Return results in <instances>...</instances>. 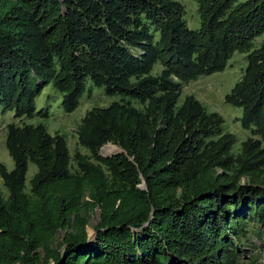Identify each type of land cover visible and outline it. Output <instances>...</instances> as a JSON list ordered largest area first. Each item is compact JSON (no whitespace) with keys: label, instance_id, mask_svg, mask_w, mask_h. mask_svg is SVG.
<instances>
[{"label":"trees","instance_id":"1","mask_svg":"<svg viewBox=\"0 0 264 264\" xmlns=\"http://www.w3.org/2000/svg\"><path fill=\"white\" fill-rule=\"evenodd\" d=\"M194 1L198 31L177 0H0V110L19 121L14 169L0 162V264H264V0ZM235 53L248 64L225 100L251 133L239 154L222 115L194 96L179 106L184 83ZM88 80L120 100L87 112L88 154L72 155L25 120L49 118L36 105L49 85L75 112ZM109 144L123 154L103 158Z\"/></svg>","mask_w":264,"mask_h":264},{"label":"rangeland","instance_id":"2","mask_svg":"<svg viewBox=\"0 0 264 264\" xmlns=\"http://www.w3.org/2000/svg\"><path fill=\"white\" fill-rule=\"evenodd\" d=\"M177 1L184 5L186 9L185 20L189 29L193 31L200 30L201 20L197 2L194 0ZM263 42L264 36L258 38L255 44L259 47ZM247 64L248 61L246 54L235 53L229 60L224 72L215 73L211 76H202L196 81L184 83L182 85V95L179 100L180 106L183 104L186 96H194L206 107L208 112H216L222 115L225 120V129L235 134L237 137V142L232 150L234 154L241 153L242 143L251 136V133L250 131L243 129L241 125L240 119L243 115L242 109L227 104L225 98L241 80ZM161 70V64L157 63L152 74L156 76L160 74ZM62 98V93L54 88L53 85H49L36 100L37 111L48 110L49 118L45 119L42 116H38L32 120L26 119L25 121L31 124H45L51 135H55L57 132L65 134L68 138V144L72 155H74L77 150H80L83 154H88V151L85 148L79 147L78 145V126L81 124L88 111L97 107H108L113 102L119 101L120 97L108 96L104 87L99 88L95 86L91 80H88L86 91L80 100V106L75 112L71 114L64 112L62 108ZM13 122H19L18 120H15L13 112L8 111L7 113H2V110H0V162L6 166L8 171L14 169V161L6 148V127ZM114 148L119 149L118 147L109 144L102 148L100 154L104 157H111L118 153ZM37 171V166L30 163L26 182L27 192H30L31 181ZM0 192H2L4 197L8 199L9 191L5 187L1 176ZM97 221L98 218L94 216L92 225H95ZM88 233L90 238H93L94 231L91 227L88 228ZM261 255L264 260V247Z\"/></svg>","mask_w":264,"mask_h":264},{"label":"water","instance_id":"3","mask_svg":"<svg viewBox=\"0 0 264 264\" xmlns=\"http://www.w3.org/2000/svg\"><path fill=\"white\" fill-rule=\"evenodd\" d=\"M121 154H123V150L121 149V151L120 152H118V153H116V155H121ZM102 156V155H101ZM103 158H108V157H104V156H102ZM141 188L142 189H147V186H146V184L144 183L142 186H141Z\"/></svg>","mask_w":264,"mask_h":264},{"label":"bare ground","instance_id":"4","mask_svg":"<svg viewBox=\"0 0 264 264\" xmlns=\"http://www.w3.org/2000/svg\"><path fill=\"white\" fill-rule=\"evenodd\" d=\"M114 150H116V151H118V152L120 151V150H119V149H117V148H114Z\"/></svg>","mask_w":264,"mask_h":264}]
</instances>
